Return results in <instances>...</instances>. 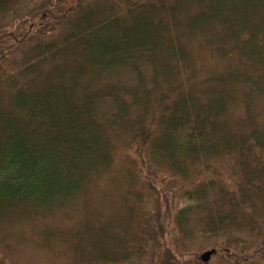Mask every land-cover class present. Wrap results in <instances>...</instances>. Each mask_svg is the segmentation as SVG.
Returning a JSON list of instances; mask_svg holds the SVG:
<instances>
[{
	"label": "trees",
	"instance_id": "trees-1",
	"mask_svg": "<svg viewBox=\"0 0 264 264\" xmlns=\"http://www.w3.org/2000/svg\"><path fill=\"white\" fill-rule=\"evenodd\" d=\"M35 3L0 0V264H189L174 236L264 228V0Z\"/></svg>",
	"mask_w": 264,
	"mask_h": 264
},
{
	"label": "rangeland",
	"instance_id": "rangeland-1",
	"mask_svg": "<svg viewBox=\"0 0 264 264\" xmlns=\"http://www.w3.org/2000/svg\"><path fill=\"white\" fill-rule=\"evenodd\" d=\"M57 0H36L35 5H41L46 3H55ZM63 4H68L71 0H62ZM20 11L15 20L24 17L26 12ZM18 21V20H17ZM20 21V20H19ZM14 22L11 21L10 15L0 14V26L4 27H15ZM51 28L48 26L42 27L40 32L33 36L31 43L37 41L40 33L48 35L51 32ZM8 54H2L5 57ZM14 57H20V50L14 53ZM11 66L0 61V76L3 75V71H8ZM179 236V235H178ZM174 236V241L183 254L184 258L189 260V264H200L194 260V254L197 249H215L213 245L215 243L218 246L225 247L230 250L235 256H231L229 251H226L220 255L216 252L211 254L209 259L204 264H247L248 262H256L264 264V228L258 229L256 231H235L223 233L218 236V234H212L208 237H197L188 236L186 234L180 235V237ZM216 250V249H215ZM202 251V253L204 252ZM201 253V254H202ZM201 256V255H200ZM4 261L6 264H40L38 258H33L32 260L24 259L22 256L12 257L10 255L4 254ZM140 264V263H135Z\"/></svg>",
	"mask_w": 264,
	"mask_h": 264
},
{
	"label": "water",
	"instance_id": "water-1",
	"mask_svg": "<svg viewBox=\"0 0 264 264\" xmlns=\"http://www.w3.org/2000/svg\"><path fill=\"white\" fill-rule=\"evenodd\" d=\"M213 252H214V250H213V249H212V250H209V251H206V252H204V253L201 255L202 259H203V260H208V259H209V257H210V255H211Z\"/></svg>",
	"mask_w": 264,
	"mask_h": 264
}]
</instances>
